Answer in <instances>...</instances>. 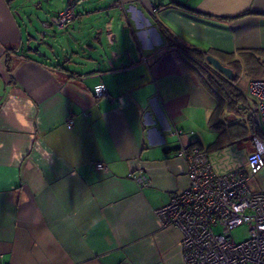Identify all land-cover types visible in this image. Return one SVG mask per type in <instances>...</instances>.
I'll return each mask as SVG.
<instances>
[{
    "label": "crops",
    "instance_id": "0c3cea01",
    "mask_svg": "<svg viewBox=\"0 0 264 264\" xmlns=\"http://www.w3.org/2000/svg\"><path fill=\"white\" fill-rule=\"evenodd\" d=\"M70 3L68 27L47 23ZM36 40L51 52L34 56ZM183 48L233 72L239 61L244 101L230 104ZM257 63L264 0H0L1 264H184L180 231L155 210L188 184L182 147L207 151L218 174L246 168ZM249 185L264 190V168Z\"/></svg>",
    "mask_w": 264,
    "mask_h": 264
},
{
    "label": "built area",
    "instance_id": "2783aa9c",
    "mask_svg": "<svg viewBox=\"0 0 264 264\" xmlns=\"http://www.w3.org/2000/svg\"><path fill=\"white\" fill-rule=\"evenodd\" d=\"M75 15L70 3L51 15L47 23L66 28ZM247 91L255 99L258 134L252 136L254 149L247 156L246 168L218 174L204 149L182 147L177 154L186 162L188 184L155 210L162 226L171 225L180 231L184 264H264V190L249 185L250 176L264 168V78L250 79ZM94 94H106L103 83L94 86ZM67 123H72V117ZM96 168L106 169V165L98 162ZM132 177L140 187L150 184L142 170ZM241 225L247 226V238L238 242L231 231Z\"/></svg>",
    "mask_w": 264,
    "mask_h": 264
},
{
    "label": "trees",
    "instance_id": "16d2710c",
    "mask_svg": "<svg viewBox=\"0 0 264 264\" xmlns=\"http://www.w3.org/2000/svg\"><path fill=\"white\" fill-rule=\"evenodd\" d=\"M184 53L193 60L194 64L198 69H201L202 72L207 74V79L209 84L216 89L217 92H219L222 96L227 98L229 100L230 104L233 103H242L244 101V95L243 93L237 88V86L234 84V81L237 79V77L240 74L241 70V65L239 61L233 59L231 61V67L234 69V77L232 80H228L223 74H221L219 71L215 70L212 68L206 61L203 53L201 51H186L185 48H183ZM248 67L250 66L249 64L247 65ZM250 69L253 70L255 73H259L264 66L254 64L252 65ZM243 111L242 109H237L236 112ZM215 115V114H214ZM214 115L211 116V124H216V121H214ZM233 116H236L234 113L232 114ZM249 117L252 119V123L255 124L254 122V113L253 111H249ZM252 124V125H253ZM258 134V129L255 125V128L253 130V135ZM251 136V139H252ZM201 148V147H200ZM207 152V151H206Z\"/></svg>",
    "mask_w": 264,
    "mask_h": 264
},
{
    "label": "rangeland",
    "instance_id": "374dc122",
    "mask_svg": "<svg viewBox=\"0 0 264 264\" xmlns=\"http://www.w3.org/2000/svg\"><path fill=\"white\" fill-rule=\"evenodd\" d=\"M46 6V4H44V7ZM46 9V8H45ZM41 19H47V17H46V15L44 14V13H42V14H40L39 15V19H36V25H35V27L36 28H38V30L39 31H42V29H41V25H40V20ZM57 29L58 28H56V27H54V28H52L49 32H50V34H52L53 35V33L54 32H57ZM46 31V30H45ZM41 35V34H40ZM59 41H55V45H54V53H52V54H61V52H60V48H59V43H58ZM30 48H39V51H37L36 53H35V55L34 56H36L37 54L38 55H40V54H45V53H47V54H49V52H51V51H49L48 49H47V47L46 46H44V45H39V41L38 40H36V42H34V43H32L31 44V46H30ZM32 53V52H31ZM208 63V62H207ZM211 66V65H210ZM212 67V66H211ZM213 68V67H212ZM215 231H219V228H216L215 229ZM231 237L232 238H234L236 241H242V240H244V239H246L247 238V226L246 225H241V226H239V227H236L235 229H233L232 231H231Z\"/></svg>",
    "mask_w": 264,
    "mask_h": 264
},
{
    "label": "water",
    "instance_id": "95a60500",
    "mask_svg": "<svg viewBox=\"0 0 264 264\" xmlns=\"http://www.w3.org/2000/svg\"><path fill=\"white\" fill-rule=\"evenodd\" d=\"M39 4V2L36 3V5ZM206 61L217 71H219L221 74H223L228 79H233L234 72L233 70L222 64L216 57L213 55L207 54L206 55Z\"/></svg>",
    "mask_w": 264,
    "mask_h": 264
}]
</instances>
